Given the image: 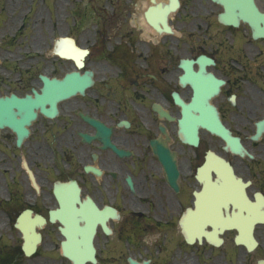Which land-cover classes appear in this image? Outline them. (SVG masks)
<instances>
[{
  "label": "flooded vegetation",
  "instance_id": "obj_1",
  "mask_svg": "<svg viewBox=\"0 0 264 264\" xmlns=\"http://www.w3.org/2000/svg\"><path fill=\"white\" fill-rule=\"evenodd\" d=\"M185 1L180 0L184 14L180 27L185 29L181 36L187 34V40L183 39L187 44L179 51L187 53H178V43L168 52L171 46L164 40L156 41L158 49L149 48V22L132 19L130 6L135 0H107L110 10L116 11H111L107 20L93 22L92 42L80 44L88 48V54L79 71L90 70L92 84L83 93L57 101L55 113H51L48 101L43 103L48 111L33 106L34 117L23 124L26 134L19 135L9 125L0 128V213L7 221H14L26 209L30 217L44 219L35 224L41 237L35 255L60 252V222L51 219V212L59 206V195L77 207L91 202L102 211L95 216L98 264H127V254H149L151 264H155V254H160L165 264H256V260L250 262L246 246L234 241L241 223L228 228L226 224L207 225L221 236L218 246L206 241L190 245L180 220L187 209L206 220L264 218V134L257 140L251 136L255 122L264 118V38L251 41L248 26L243 25L248 29L245 38L240 27L218 23L213 5L204 6L198 0V8ZM67 2L73 6L74 1ZM116 5L119 7L115 9ZM84 7L82 4L81 11ZM187 13L195 15L192 24L186 20ZM53 25L57 22L48 24L50 31ZM25 30L24 26H0V46L17 43L23 36L36 48L28 57L17 56V63V58L8 57L4 51L2 60L7 57L14 63L1 61L0 95L40 94L42 75L60 78L74 65L73 59L42 53L53 38H49L51 43L43 42L40 31ZM111 36L116 37L111 40ZM245 39L257 46H245ZM42 44L46 46L42 48ZM200 54L212 59L206 70L224 80L212 103L250 157L230 151L220 138L206 132L200 134L195 146L186 144L176 133L175 120L158 112L161 109L173 117L178 113L173 93L183 102L189 100L190 85L178 79L182 71L179 61L182 57L194 61ZM198 67L194 61L193 68ZM23 115L20 112L17 117ZM161 127L168 131L166 135ZM159 138L176 164L172 184L154 154ZM208 150L229 161L242 185L217 182L213 187L217 198H197L195 193L203 187L197 173L202 172L199 167ZM210 170L212 178L220 179L214 169ZM68 181H75L78 198L62 197L68 188L59 185ZM240 190L247 198L241 200ZM253 234L258 241L255 253L262 244L264 247V223L257 222ZM21 243L18 231V243L0 246V264H27L21 260ZM50 261L41 264H69Z\"/></svg>",
  "mask_w": 264,
  "mask_h": 264
},
{
  "label": "water",
  "instance_id": "obj_2",
  "mask_svg": "<svg viewBox=\"0 0 264 264\" xmlns=\"http://www.w3.org/2000/svg\"><path fill=\"white\" fill-rule=\"evenodd\" d=\"M214 1L223 6V12L219 14L220 21L233 25H237L239 20L245 21L251 26L254 37L264 36V13H261L258 10L254 0ZM176 7L177 0H170L168 7L162 8L159 4L155 7H150L149 23L157 31L163 29L171 32L170 27L166 23V15ZM145 15L147 16V11L145 12ZM158 22L162 24V29L158 25ZM81 64L80 60L77 61L78 66ZM186 73H188L190 77L185 79H188L189 81H191L193 79L191 77L196 74L189 68L186 69ZM183 78L184 77H182V79ZM43 81L45 88L44 93L41 95L35 94L33 98H30L29 96L17 98L13 95L10 97H0V127L3 125H9L20 132L19 135L23 134L24 131H22V125L28 123V119L33 117V106L40 105L41 109L44 110L43 103L48 101L51 108L50 111L53 110L54 112L55 102L57 100L67 97L76 91H82L85 86L90 84L91 78L87 74L81 75L76 71H72L66 73L62 79H47L46 77H43ZM192 83L195 86L193 80ZM201 90L203 89L196 88V93H194V99L196 101L194 105H182L181 118L178 120L180 134L184 135L185 141L194 144L197 140L198 128L203 127L213 133L221 135L229 142L228 130L220 123L214 107L208 103L209 97L215 93V87L206 94L199 93ZM39 97L42 98L41 101H37ZM12 106H16L20 108L21 111H24V115L21 119L15 118V113L11 110ZM192 111H197L198 114L194 115ZM258 131H264V120L257 123V134L259 133ZM232 148H240V144L237 143L236 145H233ZM160 155H162V152H160ZM74 196L76 197V192H74ZM58 211H60V209H58ZM61 211L62 215L59 217V220L63 227L60 229L65 236V240L61 243L63 255L66 256L72 264H84L87 261L95 262L92 236L96 220H93L92 222L91 220L85 221L84 225H78L79 218L77 216L81 215L80 212L78 213L70 210L68 204H65L64 207L61 208ZM32 222L33 221L31 220L24 219L23 215H21L15 223L16 227H18L23 233V248L26 255L31 254L35 242L39 240V235L38 233H35ZM203 223L205 224L206 222ZM201 233L205 235L208 234V232L199 230L196 235L199 236ZM129 262L130 264H147V261L138 263L132 259H129Z\"/></svg>",
  "mask_w": 264,
  "mask_h": 264
},
{
  "label": "rangeland",
  "instance_id": "obj_3",
  "mask_svg": "<svg viewBox=\"0 0 264 264\" xmlns=\"http://www.w3.org/2000/svg\"><path fill=\"white\" fill-rule=\"evenodd\" d=\"M73 8L71 4H67L66 0H54L53 5V13L51 17L48 16L47 10L50 12L52 9L53 0H43V4H41L40 0H0V7H3L4 10L0 11V26H17L20 22H27V27L25 32L33 33L34 31L41 33L42 41H46L50 43L49 38L59 35L60 33H67L69 32L72 34V29H74L73 36L77 38L78 43L84 45L86 42L91 43L93 38V33L95 31V23L93 22H102L103 20H107L111 15L109 14L111 11L110 7L102 9L100 4V0H91L89 3H86L87 6H91L89 9L92 13L88 15L86 12L81 11L80 0H72ZM204 6L211 5L206 0H202ZM145 0H135L134 4L130 6V10H132V15L135 16V20H138L139 12L144 6ZM185 3L188 5H194L198 8L201 5L198 3V0H186ZM31 4L33 8H30ZM202 4V2H201ZM126 5V4H124ZM55 6V7H54ZM115 9L119 7V5L114 6ZM124 7V6H123ZM72 11V14L69 11ZM193 14H186V20L190 21V18L193 17ZM184 18V14L180 9L179 12L174 16L173 19V26L176 30L180 29L182 19ZM111 20L115 21V19ZM57 22V26L53 25L56 30L54 33H50V29L48 28V24H54ZM73 23H75L73 25ZM192 24V22H191ZM36 29V30H35ZM116 36H111V40ZM154 37H149V48H154L153 43L156 40H164L166 41L165 44H174L177 40L175 35H165L162 37H158L153 39ZM21 43L18 45H11L9 48L13 51V55L10 56L8 53V57H12L13 59L17 56L24 54V49H31L30 44H28L27 40L20 39ZM107 41V40H105ZM26 42V43H25ZM46 45L42 44V48ZM156 49L158 46L155 47ZM4 49L6 47H0V56L4 53ZM33 53V52H32ZM27 54V53H25ZM70 67V65H69ZM67 67V68H69ZM0 239L8 242V245H13L18 243V233L12 227V224L6 220L5 217L0 213ZM6 245V246H8ZM259 256V252L255 254ZM254 257H251L253 259ZM24 262L27 264L37 262L38 264L51 262L47 259V256L44 255H35L34 257L24 258Z\"/></svg>",
  "mask_w": 264,
  "mask_h": 264
},
{
  "label": "bare ground",
  "instance_id": "obj_4",
  "mask_svg": "<svg viewBox=\"0 0 264 264\" xmlns=\"http://www.w3.org/2000/svg\"><path fill=\"white\" fill-rule=\"evenodd\" d=\"M147 28V27H146ZM150 30V29H149ZM64 50H67V45H61Z\"/></svg>",
  "mask_w": 264,
  "mask_h": 264
}]
</instances>
